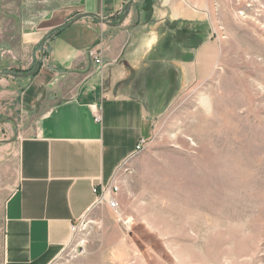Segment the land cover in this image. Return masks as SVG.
Returning a JSON list of instances; mask_svg holds the SVG:
<instances>
[{"label":"crops","instance_id":"1","mask_svg":"<svg viewBox=\"0 0 264 264\" xmlns=\"http://www.w3.org/2000/svg\"><path fill=\"white\" fill-rule=\"evenodd\" d=\"M202 3L0 0V197L8 190L0 264H55L71 224L92 210L94 187L109 185L124 162L134 174L118 179L120 195L145 175L152 159L135 147L168 99L163 69L174 62L165 55L171 46L160 43L204 21ZM94 50L104 67L89 57ZM194 51L182 53H194L195 69L207 67L206 44Z\"/></svg>","mask_w":264,"mask_h":264},{"label":"rangeland","instance_id":"2","mask_svg":"<svg viewBox=\"0 0 264 264\" xmlns=\"http://www.w3.org/2000/svg\"><path fill=\"white\" fill-rule=\"evenodd\" d=\"M199 6L204 21L160 43L174 62L158 66L171 85L141 152L145 175L119 191L116 211L92 216L83 256L55 264H264V0ZM202 44L209 64L195 69L182 50Z\"/></svg>","mask_w":264,"mask_h":264},{"label":"built area","instance_id":"3","mask_svg":"<svg viewBox=\"0 0 264 264\" xmlns=\"http://www.w3.org/2000/svg\"><path fill=\"white\" fill-rule=\"evenodd\" d=\"M89 57L93 59L95 65L104 67L99 52L89 51ZM99 116L95 117V121H99ZM146 146V140L140 139L135 147V154L141 153ZM132 174V168L128 163L124 162L121 164L117 170L114 180L106 186L94 187L93 193L96 195V202L92 206V210L97 207L106 206L108 209L116 211L118 209V202L116 199L117 194L119 193V183L118 179H121V176H130ZM117 178V179H116ZM92 210L78 220V222L71 224L70 226V242L65 248V252L73 254L76 256H83L86 252L87 237L90 234V229L92 225H96V221L92 219L90 215ZM98 222L97 225H99Z\"/></svg>","mask_w":264,"mask_h":264},{"label":"water","instance_id":"4","mask_svg":"<svg viewBox=\"0 0 264 264\" xmlns=\"http://www.w3.org/2000/svg\"><path fill=\"white\" fill-rule=\"evenodd\" d=\"M80 18H81V17L79 16V17L76 19V21H78ZM103 23H104V24H107L105 21H103ZM36 70H37V68H35V70H34L32 73L27 74V75H21V76H19V75H14V76H15V77H27V76H32V75L36 72Z\"/></svg>","mask_w":264,"mask_h":264},{"label":"trees","instance_id":"5","mask_svg":"<svg viewBox=\"0 0 264 264\" xmlns=\"http://www.w3.org/2000/svg\"><path fill=\"white\" fill-rule=\"evenodd\" d=\"M59 31H60V29L54 30V31L50 34L49 38H52L53 36H55Z\"/></svg>","mask_w":264,"mask_h":264},{"label":"bare ground","instance_id":"6","mask_svg":"<svg viewBox=\"0 0 264 264\" xmlns=\"http://www.w3.org/2000/svg\"><path fill=\"white\" fill-rule=\"evenodd\" d=\"M202 102H203V105H205V106H206V105H209V104L207 103V100H206V99H203Z\"/></svg>","mask_w":264,"mask_h":264}]
</instances>
